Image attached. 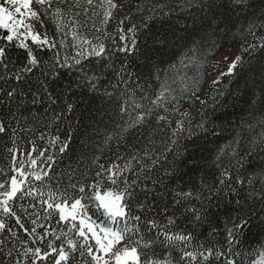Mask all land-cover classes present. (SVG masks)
Instances as JSON below:
<instances>
[{
	"label": "trees",
	"instance_id": "obj_1",
	"mask_svg": "<svg viewBox=\"0 0 264 264\" xmlns=\"http://www.w3.org/2000/svg\"><path fill=\"white\" fill-rule=\"evenodd\" d=\"M129 2L132 10L130 13L125 10V14H129L131 19L125 21L124 27L127 28L131 24L139 26L136 33L137 50L128 53L116 52L115 48L119 47L121 42L117 39L113 45L111 40H105L110 55L108 61L97 62L95 57L82 60L85 72L89 76L98 77L95 90L88 87L85 80L78 81L80 87H76L75 77L80 74L73 72L61 77V89L58 91H62L69 83L72 87L55 105L47 100L37 105L21 101L5 103L0 94V120L5 121L10 129H16L15 136L11 131L0 134V167L7 169L9 164L7 148L12 146L13 140L25 151L30 148L29 141H35L37 149H48L45 158L53 157L54 162H48L51 164L49 175L52 177L48 184L61 191L67 189L69 195H73L71 184L91 183L95 178L98 163L106 167L112 162L120 163L117 155H127L129 151H134L132 146L139 145L144 136H148L154 148L158 150L155 155L159 159L151 175L153 179L162 182L155 185L154 197L152 195L149 197L153 202V209L144 213L137 210L135 213L141 215L139 231L145 233L146 239L151 236L159 237L147 250V254L176 264L183 250H203L211 247L214 251L230 253L233 249L228 247L226 235L227 229L232 227L231 221L237 220L250 210H255L259 214L260 208L264 207L258 203L260 189L264 188V172L259 167L254 170L249 168V164L264 162V148L260 146V140L264 137L262 123L264 104L261 103L264 98L262 94L264 50L257 48L243 51L244 45L259 44V37L264 35V31L259 27L261 18L264 17V0H248L250 7H245L243 11L234 8L231 12L220 8L222 0H216L218 5L216 11L230 17L228 25L222 26L218 34H213L215 25L212 28L208 27L212 14L200 6L201 0H129ZM136 5L142 6L143 11L138 12ZM93 20L100 26L96 17H93ZM252 22L257 24L255 29L257 35L247 36L245 39L247 27ZM142 24H146L147 27L141 26ZM233 24L235 27H232ZM106 28L109 33L116 36L115 22H110ZM43 31L47 32L50 40H56L57 49L40 53L42 63L28 77L32 81L43 79L42 73L53 70L54 65L50 61L55 59L54 53L57 51L60 58L69 57L70 63L71 57L76 53V48L72 45L78 41L72 40L70 32L64 38V44L67 45L65 47L59 44L61 35L54 24L47 23ZM2 32L3 30H0V34ZM83 35L89 39L94 38L92 31L84 32ZM200 43H203L205 48L215 44L208 57L213 65L218 53L234 46L238 49V55L243 57L244 66L238 75L224 77L216 90L210 92L206 81L212 67L209 68L205 64L208 75L204 76L201 73V88L197 90V96L183 93L179 107L181 111L186 110L190 113L194 134L189 135L184 131L176 132L174 136L177 116L159 110V114L169 115L167 123L163 121L156 123L154 114L147 129H141L132 137L124 133L126 140L119 148L116 147L115 138L105 142L106 137L120 131V125L127 126L136 115L131 108H129L131 116L124 114L121 111L122 105L135 101L147 106L148 101L141 100L142 92L154 98L160 83L167 80L177 90L175 94L181 95V76L186 71L189 76L196 73L183 69L179 61L189 48ZM22 59L19 50L11 51L9 70L0 68V88L7 91L16 86V82L10 77L20 70ZM101 65L105 67L101 68ZM170 65L175 67L169 69ZM55 70L62 73L65 71L60 68ZM160 72H163V76L161 80H157L156 76ZM173 78L175 83H172ZM221 89L225 95L232 93L229 103L223 107L213 102ZM205 99L207 103L202 104L201 101ZM66 103L73 105L72 111L64 113L62 122L53 120L54 114ZM206 113L211 114L210 122L204 121L205 127L210 130L202 132L196 125L204 119ZM41 132L45 134L43 140L39 138ZM57 135L60 141L66 143L63 152L59 151L60 141L50 143L49 138ZM171 140H175L176 143L169 144ZM166 144L174 151H164ZM221 150L223 155L221 160L217 161L216 156ZM37 163L40 165L39 160ZM225 169L234 179L245 180L243 185L235 184L236 191L227 195L219 192L222 186L218 183L221 178L227 179L223 176ZM249 180L252 181L251 184L247 182ZM149 187H153L151 183ZM189 191L193 192L192 197L184 198L177 195ZM177 200L181 203H177ZM22 202L27 206L31 200ZM192 209L206 217L203 224L194 222ZM169 217L173 220L172 224H168ZM146 218L155 219L160 228L148 232L145 226ZM261 219H264V216H261ZM9 223L23 238L22 230L18 229L14 222ZM25 226L31 227L27 222ZM164 230L170 234H190L191 239L186 243L177 241V246L170 248L161 244ZM262 245L264 226L261 225L260 219L254 217L249 226L243 229L233 248L238 255L243 253L246 258L249 254L255 257L258 251L264 250ZM169 252L170 257L167 255ZM196 264H200V261L198 260ZM206 264H223V261L213 259Z\"/></svg>",
	"mask_w": 264,
	"mask_h": 264
},
{
	"label": "snow or ice",
	"instance_id": "obj_2",
	"mask_svg": "<svg viewBox=\"0 0 264 264\" xmlns=\"http://www.w3.org/2000/svg\"><path fill=\"white\" fill-rule=\"evenodd\" d=\"M200 6L212 14L208 27L216 26L213 34H218L222 26L228 25L230 17L216 11L218 7L216 0H201ZM219 7L231 12L234 8L243 11L250 5L248 0H222ZM125 10L127 13L132 10L129 0H0V30H3L0 34V68L9 70L10 53L13 49L19 50L23 58L20 70L10 77L16 82V86L7 91L0 88L3 102L21 101L25 104L37 105L47 100L55 105L57 100L72 87L69 83L62 91H58L61 89V77L73 72L80 74L75 77L76 87H80L78 81L85 80L87 86L95 90L98 77L89 76L85 72L82 60L95 57L97 62L108 61L110 55L105 40H111L113 45L116 44L117 39L121 42L120 46L115 48L116 52L128 53L137 50L136 33L139 26L131 24L127 28L124 27L125 21L131 19L129 14H125ZM136 10L140 12L143 8L136 5ZM93 17L98 19L100 26H97ZM217 17L223 18L217 19ZM110 22L116 23V36L107 31L106 26ZM47 23L54 24L59 31L61 35L59 44L62 46H67L64 44V38L69 32L71 33L72 40L78 41L72 45L76 48V53L71 57L70 63L69 57L60 58L57 51L54 53L55 59L50 61L54 65L53 70L42 73L43 79L32 81L28 77L41 65L40 53L57 49L56 40H50L47 32L43 31ZM141 26L147 27L146 24ZM232 27H235V24ZM256 27L255 22L249 24L245 39L247 36L257 35ZM259 27L264 31V17L261 18ZM88 31L94 32L93 39L83 35ZM259 39V44L244 45L243 51L257 48L264 50V35ZM214 48V43L207 48L200 43L183 54L179 64L183 69L196 75L189 76L187 71L184 72L180 80L181 95L177 96L175 94L177 90L172 84L163 80L154 98L141 93V100L148 101L147 106L135 101L122 105L121 111L124 114L131 116L129 112L131 108L136 115L127 126L120 125V131H115L113 135L106 137L105 142L115 138L116 147L119 148L126 140L124 133L132 137L141 129H147L154 114L156 123L161 121L167 123L169 115L159 114V110L177 116L174 136L176 132L184 131L189 135L194 134L190 113L186 110L181 111L179 104L183 99V93L197 96V90L201 88V73L204 76L208 75L205 64L209 68L214 66L208 59ZM223 63L227 65V71H223L219 64L215 65L218 76L211 77V82L206 84L210 92L216 90L224 77L238 75L244 66L243 57L240 55L234 56L230 62L225 60ZM103 67L105 65H101V68ZM172 67L175 65H170L169 69ZM56 68L65 71L62 73L55 70ZM162 76L163 72L158 73L157 80H161ZM175 82L173 78L172 83ZM200 94L203 95L202 92ZM231 97V92L225 95L224 90L221 89L213 102L223 107L229 103ZM201 103L206 104V99ZM261 103L264 104V98ZM72 109L73 105L66 103L52 119L62 122L64 113ZM210 117L211 114L206 113L204 119L197 123L196 128L208 132L210 129L205 127L204 121L210 122ZM36 122L39 123L38 120ZM9 131L16 135L15 128L10 129L5 121L0 120V134H7ZM65 135L67 139V134ZM39 138L45 139V134L41 132ZM49 140L54 144L60 141V137L57 135L50 137ZM175 143V140L169 141V144ZM29 144L30 148L25 151L13 140L12 146L7 148L9 158L7 169L0 167V264H171L170 260L156 259L147 254V250L159 237L151 236L146 239L145 233L139 231L141 215L135 214L137 210L144 213L153 209L154 205L149 197L150 195L154 197L155 185L162 182L153 179L151 175L159 159L155 155L158 150L154 148L148 136H144V140L139 145L132 146L134 151H129L127 155H117L120 163L112 162L107 167L98 163L95 178L91 183L71 184L73 195H69L67 189L61 191L48 184L52 179L49 175L51 164L48 162H54L53 157L45 158L48 149H37L35 141L30 140ZM60 144L59 151L63 152L66 143L60 141ZM260 146L264 148V137L260 140ZM164 151H174V149L166 144ZM222 155L223 150L217 154L216 160H221ZM38 160L40 165L37 163ZM256 167L264 172V162L249 164L250 169L254 170ZM165 174L168 175L167 172ZM223 176L227 179L221 178L218 181L222 186L219 192L223 195L235 192V184L245 183L244 179H234L227 169L224 170ZM247 182L252 183L251 180ZM149 183L152 188L149 187ZM177 195L189 198L193 196V192ZM29 199L31 202L25 206L22 201ZM176 202L181 203L179 200ZM258 203L264 205V188L260 189ZM191 211L194 222L200 224L205 222V216L198 214L196 209ZM261 216H264V207L260 208L259 214L255 210H250L237 220L231 221L232 227L227 229L226 235L228 247L233 249L230 253L214 251L211 247L203 250H183L176 264L181 262L196 264L198 260L200 264H206L213 259H219L223 264H245V259L247 264H264V250L258 251L255 257L249 254L245 258L243 253L238 255L233 248L243 229L249 226L254 217L260 219L261 225L264 226V219H261ZM9 221L14 222L16 227L22 230L23 238ZM26 222L31 225L30 228L25 226ZM172 223L173 220L169 217L168 224ZM145 226L148 232L160 228L156 220L150 218H146ZM190 239V234H170L164 230L161 244L174 248L177 246V241L186 243ZM261 247L264 248V245ZM167 255L170 257L171 253Z\"/></svg>",
	"mask_w": 264,
	"mask_h": 264
},
{
	"label": "rangeland",
	"instance_id": "obj_3",
	"mask_svg": "<svg viewBox=\"0 0 264 264\" xmlns=\"http://www.w3.org/2000/svg\"><path fill=\"white\" fill-rule=\"evenodd\" d=\"M236 55H238V49L234 46L229 47V48L223 50L222 52L218 53L214 58V66L212 67V69L210 71V75H209L206 83L211 82V77L218 76V70L215 67V65L219 64L220 68L223 71H227V65L225 63H223V61L227 60L230 62V60Z\"/></svg>",
	"mask_w": 264,
	"mask_h": 264
}]
</instances>
